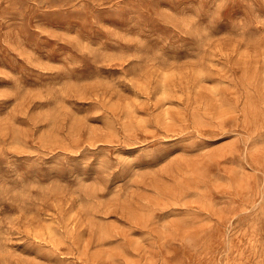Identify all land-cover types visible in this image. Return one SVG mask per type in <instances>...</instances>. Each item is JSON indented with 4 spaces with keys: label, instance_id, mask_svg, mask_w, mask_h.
I'll return each instance as SVG.
<instances>
[{
    "label": "rangeland",
    "instance_id": "obj_1",
    "mask_svg": "<svg viewBox=\"0 0 264 264\" xmlns=\"http://www.w3.org/2000/svg\"><path fill=\"white\" fill-rule=\"evenodd\" d=\"M0 264H264V0H0Z\"/></svg>",
    "mask_w": 264,
    "mask_h": 264
}]
</instances>
